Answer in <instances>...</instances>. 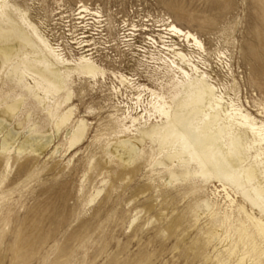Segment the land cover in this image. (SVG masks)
Returning a JSON list of instances; mask_svg holds the SVG:
<instances>
[{
	"label": "rangeland",
	"instance_id": "obj_1",
	"mask_svg": "<svg viewBox=\"0 0 264 264\" xmlns=\"http://www.w3.org/2000/svg\"><path fill=\"white\" fill-rule=\"evenodd\" d=\"M4 1L16 8L18 25L35 27L70 64L87 56L106 73H74L59 93L39 86L35 97L25 86L35 87L36 76L23 69L41 55L22 47L9 62L0 59V116L7 121L0 128V264H264L257 229L264 224V146L243 138L242 164L227 181L201 176L183 156L175 165L188 160L183 167L195 175L172 183L157 162L169 163L182 144L162 147L148 134L162 124L149 112L151 91L170 101L183 81L159 38L171 21L202 42V50H191L173 38L224 105L264 123V0ZM185 89L175 105L187 104L190 113L197 90ZM14 102L18 112L5 115ZM81 121L85 137L70 148ZM234 128H226V140L240 134ZM8 132L16 140L3 151ZM45 137L52 143L43 151L25 145ZM122 141L139 149L129 163L116 153Z\"/></svg>",
	"mask_w": 264,
	"mask_h": 264
},
{
	"label": "bare ground",
	"instance_id": "obj_2",
	"mask_svg": "<svg viewBox=\"0 0 264 264\" xmlns=\"http://www.w3.org/2000/svg\"><path fill=\"white\" fill-rule=\"evenodd\" d=\"M12 10L14 12L17 11L15 7L9 5L6 1L0 0V59L4 62H9L16 56L19 48L22 47L30 48V50H34L31 52L41 55V57L39 56L40 59H38L39 61H37V64L28 63L23 69L24 74L25 72H29L36 76V78H33L35 80V87L30 85L25 86L28 94L38 97L36 88L39 86H43L42 90H51L55 93H59L65 88L66 83L70 81L69 79L74 73L91 79H96L98 76H105V70L87 56H82L75 65L70 64L58 54L54 47L38 34L35 27L28 26L27 29L18 25L15 22ZM20 19L22 21L23 15L20 16ZM164 31L166 33H164ZM160 32L166 35L161 36L159 34V38H161L160 40L163 43V49L169 54L172 68H175L176 71L183 76V81L176 85L177 90L170 101L164 96H160L156 92L151 91L156 101L151 103L152 110L149 112L151 113L152 111L153 115H158L162 124L156 126V128L148 134L152 137L159 136L158 141L162 147L163 143L172 146L175 139L181 142L182 145L181 151L169 153L167 155V161L169 163L159 161L157 164H163L164 168L168 170L169 179L172 183L177 180L184 181L194 174L189 168L183 167L185 165H190L188 160L178 162V164L175 165L177 160L181 159L183 156L189 157L190 160L199 167V171L201 172L197 171L196 173H200L201 176L209 178L214 177L219 180L224 179L227 181L228 178L234 177L233 173L236 172L234 168L242 164L239 151L243 146V138L246 140L245 138L251 135L254 143L264 146V123L259 125L250 115L238 114L236 110L231 108L232 106H225L224 98L218 95L217 88L209 82L208 76L200 71L198 64L195 63L192 56L183 51V48L180 47L181 45L175 43L173 40V38L179 39L183 43H186L191 50H202V42L195 34L180 29L173 24V21ZM18 69L19 68L15 66L12 72H17ZM123 81L127 80L123 78ZM188 83L197 90L195 99L191 103V107L195 109L190 113L186 110L187 104L180 103L177 107L175 105V101L184 93L186 90L185 86L188 85ZM70 101L71 94L68 93L66 102ZM5 107V115L15 116L20 109V104L14 102L12 104H7ZM71 117L72 110L65 113L62 117H58L59 119L56 123L57 133L68 124ZM139 120L140 118L137 117L132 118V124L138 123ZM197 120L200 123H195ZM5 121L4 117L0 116V128ZM223 122L227 123V127L222 125ZM218 126L219 129H216ZM233 127H235L237 131H240V134L231 140H226L224 137L225 135L223 136L227 130L226 128L231 130ZM86 130V122L81 121L71 133L70 148L84 139ZM126 130H128V128ZM14 134L8 132L2 139L3 151H8L9 147L16 140ZM144 137L147 136H143L138 142H144ZM172 137L173 139L171 141ZM130 141H122L116 148V153L120 154L122 161L126 163L131 162L138 154L139 150L135 145L136 143L134 144ZM40 142H43V139L38 141L36 138L32 141H27L25 145H27L26 147L31 149L32 152L36 153L50 146L49 144L52 143V140L46 138L44 144ZM24 146L21 145L18 149L19 154L25 151H23ZM224 147L228 148L227 152L224 151ZM179 166H182V168L179 169ZM172 168H175V170H172ZM245 176L246 180H252L254 174L252 172H247ZM261 195L258 193L257 197H261ZM253 201L255 202V200ZM257 229L259 237L264 240V224L259 223ZM243 230H245V228ZM245 233L246 230L244 234ZM239 237H241V235Z\"/></svg>",
	"mask_w": 264,
	"mask_h": 264
}]
</instances>
